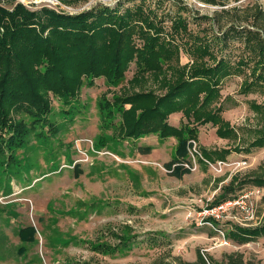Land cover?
<instances>
[{"label":"rangeland","instance_id":"1","mask_svg":"<svg viewBox=\"0 0 264 264\" xmlns=\"http://www.w3.org/2000/svg\"><path fill=\"white\" fill-rule=\"evenodd\" d=\"M217 1L88 0L71 7L58 0H0L9 11L22 5L70 14L142 4L157 15L145 16L150 27H159L166 40L174 37V52L162 44L156 52L169 57L163 64L157 54L161 72L140 73L134 54L120 78L90 80L81 75L82 50L44 28V41L59 47L66 77L45 82L35 75L31 87L49 101L48 117L59 132L50 134L46 125L44 140L32 136L28 147L9 150L13 160L0 162V264H164L194 261L199 251L219 262L231 252L264 262V235L246 244L227 237L264 225V188L250 183L234 192L261 189L253 220L236 210L211 226L201 214L234 194L229 188L264 172V73L238 40L218 42L232 21L248 25L264 0ZM178 14L187 25L177 32L171 22ZM132 24L140 28L133 37L141 48L147 24ZM200 69L206 77L196 81L198 98L167 110L168 124L190 133L185 141L175 134H117L124 123L119 109L132 107L117 104L119 98L148 91L162 96L167 81H188ZM10 109L14 123L30 122L18 107ZM122 242L131 247L120 250Z\"/></svg>","mask_w":264,"mask_h":264},{"label":"trees","instance_id":"2","mask_svg":"<svg viewBox=\"0 0 264 264\" xmlns=\"http://www.w3.org/2000/svg\"><path fill=\"white\" fill-rule=\"evenodd\" d=\"M58 1L63 5L73 7L88 0ZM203 1L214 5L220 4L217 0ZM122 5L121 3L114 9L100 6L76 14L60 13L50 9L32 12L22 5H18L12 11L0 7V162L3 159L13 160L14 156L9 150L12 152L16 147L18 149L28 147L32 136L41 137L40 141L44 140L42 131L46 125L50 126L53 132L50 134L59 132L48 117L51 113L49 101L38 95L34 87H31V79L35 75L41 76L45 82L55 77L60 79L66 77L58 65L62 56L58 45L50 46L49 41H44L45 27L48 26L49 29H53V33L64 36L74 48L82 50L79 59L83 68L81 75L85 79L91 80L100 75H105L108 79L120 78L134 54L139 60L140 73L163 70V61L165 59V64H167L169 57L156 52L161 44L165 49L174 52L173 48L169 47L171 44L169 40H173L174 37L166 40L161 37L159 27H150V21L145 16H157L152 8H145L142 4H138L121 11ZM224 12L229 13L230 11ZM178 15L179 17L171 22L177 32L178 28L187 25L182 14ZM251 16V20L247 19L248 25H237L235 21H232L225 29L222 28L218 42L227 46L238 40L248 58L254 60L264 73V10L260 7ZM134 21L147 24L144 31L141 29V35L138 37L143 43L141 48L137 47L133 37L140 30L135 27L136 24H132ZM157 54H159L158 60L162 59L161 63H163L162 66L158 64L159 69L157 64H154ZM205 77V70H194L188 81L183 80L178 83L167 81L168 92L162 96L148 91L147 93H135L124 100L119 98L117 104L131 103L132 107L122 111L119 109L124 123L119 129L120 133L117 134L123 138L154 133L166 138L175 134L180 140L185 141L186 134L190 133H179L181 130L170 126L167 122L169 114L167 110H178L187 102L193 103L191 101L196 100L200 93L198 86L195 85L200 83L196 81ZM16 84L18 87L15 88ZM26 86L28 89H25ZM112 106L115 107V105ZM11 107H18V113L25 112L30 117V122L21 120L18 124L14 123L11 118ZM137 110L141 111L137 113ZM193 114L198 115L196 110ZM109 118L112 120L114 117ZM184 147L182 145L179 149L183 156L187 153ZM22 171L23 169L19 172ZM250 183L264 188V172L251 181L249 179L242 181L238 187L229 188L228 194L243 189L246 184ZM263 235L264 225L256 229L245 228L230 231L227 237L238 244H246L256 241L259 236ZM130 247L131 245L127 242H122L120 250ZM114 251L116 249H112L111 252ZM175 261L176 263L164 264H264L262 260L246 259L241 252L225 253L220 262L201 251L197 252L194 261L181 258Z\"/></svg>","mask_w":264,"mask_h":264},{"label":"built area","instance_id":"3","mask_svg":"<svg viewBox=\"0 0 264 264\" xmlns=\"http://www.w3.org/2000/svg\"><path fill=\"white\" fill-rule=\"evenodd\" d=\"M260 194V188L242 190L239 193L237 192L231 194L229 197L223 199L215 206L203 210L201 214L204 218H206L207 224L211 226H213L212 222H214L215 219H221L225 214L236 210L239 212L241 211V213H243L249 220H253L255 217V206L253 201L259 197ZM221 233L223 234L222 231Z\"/></svg>","mask_w":264,"mask_h":264}]
</instances>
